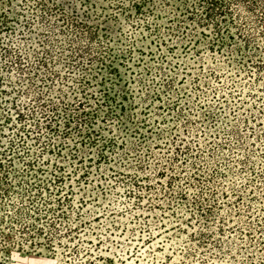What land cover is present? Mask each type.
I'll return each mask as SVG.
<instances>
[{"label": "rangeland", "instance_id": "374dc122", "mask_svg": "<svg viewBox=\"0 0 264 264\" xmlns=\"http://www.w3.org/2000/svg\"><path fill=\"white\" fill-rule=\"evenodd\" d=\"M208 1L0 0V264H264V0Z\"/></svg>", "mask_w": 264, "mask_h": 264}, {"label": "trees", "instance_id": "16d2710c", "mask_svg": "<svg viewBox=\"0 0 264 264\" xmlns=\"http://www.w3.org/2000/svg\"><path fill=\"white\" fill-rule=\"evenodd\" d=\"M206 1H208V0H206ZM223 2H224V0H210V1H208V3L210 4L209 8L214 9L213 7H215V6H217L218 8L222 6V8H219V9L221 10L220 13H222L223 15L226 14L227 12H232L233 8H229L228 10H226V8H228V7H227V5H225L223 7V5H224ZM219 5H221V6H219ZM208 15H210L209 11H208ZM19 115L22 116L23 115L22 112H19Z\"/></svg>", "mask_w": 264, "mask_h": 264}]
</instances>
